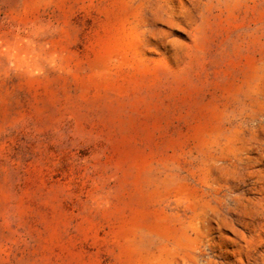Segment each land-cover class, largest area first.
<instances>
[{
    "label": "rangeland",
    "instance_id": "374dc122",
    "mask_svg": "<svg viewBox=\"0 0 264 264\" xmlns=\"http://www.w3.org/2000/svg\"><path fill=\"white\" fill-rule=\"evenodd\" d=\"M0 264H264V0H0Z\"/></svg>",
    "mask_w": 264,
    "mask_h": 264
}]
</instances>
